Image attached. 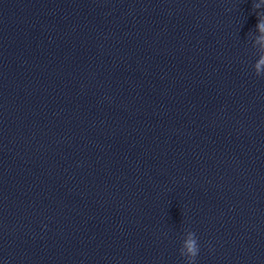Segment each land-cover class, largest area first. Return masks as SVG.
Wrapping results in <instances>:
<instances>
[{
	"label": "clouds",
	"instance_id": "clouds-1",
	"mask_svg": "<svg viewBox=\"0 0 264 264\" xmlns=\"http://www.w3.org/2000/svg\"><path fill=\"white\" fill-rule=\"evenodd\" d=\"M258 4H253V8H258ZM257 27L264 32V21H259ZM264 39V37H262ZM261 65H264V57L255 65L256 75L259 76ZM200 247L195 232L189 233V238L183 243V250L180 249V255L186 258V264H195L196 257L199 255Z\"/></svg>",
	"mask_w": 264,
	"mask_h": 264
}]
</instances>
